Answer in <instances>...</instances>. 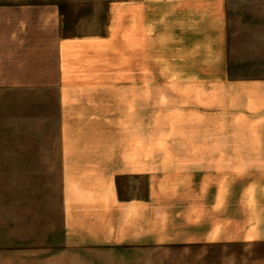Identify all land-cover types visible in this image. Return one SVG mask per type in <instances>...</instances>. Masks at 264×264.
<instances>
[{
	"label": "crops",
	"instance_id": "1",
	"mask_svg": "<svg viewBox=\"0 0 264 264\" xmlns=\"http://www.w3.org/2000/svg\"><path fill=\"white\" fill-rule=\"evenodd\" d=\"M76 5L0 0V264L264 243V0ZM150 88L197 90L221 143L150 161Z\"/></svg>",
	"mask_w": 264,
	"mask_h": 264
},
{
	"label": "rangeland",
	"instance_id": "2",
	"mask_svg": "<svg viewBox=\"0 0 264 264\" xmlns=\"http://www.w3.org/2000/svg\"><path fill=\"white\" fill-rule=\"evenodd\" d=\"M105 2L106 0H100ZM76 7L69 10L70 13L80 11L81 13L92 11L91 6L98 0H70ZM87 6V7H86ZM90 6V7H88ZM264 11V10H257ZM95 24H86L85 27L91 30ZM72 26V25H71ZM197 90H173L155 89L149 90V128L148 144L150 146V161H163L178 159L185 156V153H167L166 146L170 145H204L206 143L220 144L219 130H206L201 114H195L199 107L195 104H188L198 96ZM192 97V98H190ZM57 123H54V143H59L56 134ZM210 132L213 136L210 137ZM173 157V158H172ZM156 167L150 163V169ZM220 179L214 178V191L219 190ZM155 261L154 264H264V243H234V244H213L197 245L186 247H175L159 250L150 254Z\"/></svg>",
	"mask_w": 264,
	"mask_h": 264
}]
</instances>
